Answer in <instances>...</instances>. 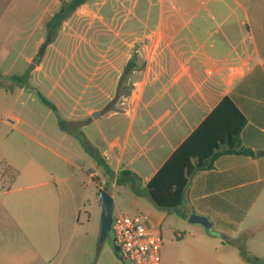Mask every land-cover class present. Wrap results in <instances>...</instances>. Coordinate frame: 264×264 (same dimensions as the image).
Here are the masks:
<instances>
[{
	"label": "rangeland",
	"instance_id": "rangeland-1",
	"mask_svg": "<svg viewBox=\"0 0 264 264\" xmlns=\"http://www.w3.org/2000/svg\"><path fill=\"white\" fill-rule=\"evenodd\" d=\"M66 1L0 0V175L9 190L0 199L10 217L0 224V264H132L119 257L111 231L100 241L98 191L114 194L113 214L149 216L152 151L133 145L129 101L157 72L146 75L144 64L165 48L166 18L199 20L190 5L213 0H90L95 15L73 12L42 50L46 23ZM134 6L148 22L124 26ZM134 41L140 68L118 76ZM162 232L163 245L216 243L212 228L190 220Z\"/></svg>",
	"mask_w": 264,
	"mask_h": 264
},
{
	"label": "crops",
	"instance_id": "crops-1",
	"mask_svg": "<svg viewBox=\"0 0 264 264\" xmlns=\"http://www.w3.org/2000/svg\"><path fill=\"white\" fill-rule=\"evenodd\" d=\"M89 1L76 12L94 16ZM170 7L179 9L177 4ZM189 9L199 20L166 18L165 48L155 64L154 52L144 64L146 75L153 69L157 72L129 101L133 145L152 151L146 159L152 169L148 181L225 97L246 119L236 149L252 154H223L212 168L193 172L181 205L168 209L155 204L147 225L162 235L165 224L186 227L193 214L212 223L215 245H163L161 264H264V0H213L191 4ZM139 22L148 18H139L136 6L122 20L124 26ZM135 43L124 51L118 76L127 67L133 73L140 68L138 60L144 54L141 49L133 52ZM8 191L0 175V196ZM9 218L0 199V224L8 225ZM241 241L258 261L243 258Z\"/></svg>",
	"mask_w": 264,
	"mask_h": 264
},
{
	"label": "trees",
	"instance_id": "trees-1",
	"mask_svg": "<svg viewBox=\"0 0 264 264\" xmlns=\"http://www.w3.org/2000/svg\"><path fill=\"white\" fill-rule=\"evenodd\" d=\"M88 1L69 0L62 3L59 11L46 23L48 37L42 50L54 41L55 30L62 22ZM40 97L46 105L57 111L54 103L42 94ZM245 123V117L232 100L228 97L223 98L148 181L147 190L151 199L160 207L177 208L183 201L188 178L193 172L212 168L214 161L223 154H252L246 149H236ZM61 125L64 128L62 122ZM239 248L243 258L250 262L258 261L248 253L243 241Z\"/></svg>",
	"mask_w": 264,
	"mask_h": 264
},
{
	"label": "built area",
	"instance_id": "built-area-1",
	"mask_svg": "<svg viewBox=\"0 0 264 264\" xmlns=\"http://www.w3.org/2000/svg\"><path fill=\"white\" fill-rule=\"evenodd\" d=\"M95 177L96 174H92ZM105 184L104 179L97 180ZM147 216L131 217L121 210L113 214L111 232L119 257L132 264H161L163 237L147 225Z\"/></svg>",
	"mask_w": 264,
	"mask_h": 264
},
{
	"label": "water",
	"instance_id": "water-1",
	"mask_svg": "<svg viewBox=\"0 0 264 264\" xmlns=\"http://www.w3.org/2000/svg\"><path fill=\"white\" fill-rule=\"evenodd\" d=\"M98 197L102 207V214H101L102 231H101L100 241H103V239L111 231V225L113 221L114 198L105 189H100L98 191ZM189 220L191 223L202 224L207 229L211 228L212 226L210 220L205 216L193 214Z\"/></svg>",
	"mask_w": 264,
	"mask_h": 264
}]
</instances>
